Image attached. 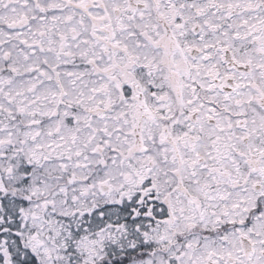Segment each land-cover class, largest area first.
<instances>
[{
	"label": "snow or ice",
	"instance_id": "obj_1",
	"mask_svg": "<svg viewBox=\"0 0 264 264\" xmlns=\"http://www.w3.org/2000/svg\"><path fill=\"white\" fill-rule=\"evenodd\" d=\"M0 264H264V0H0Z\"/></svg>",
	"mask_w": 264,
	"mask_h": 264
}]
</instances>
